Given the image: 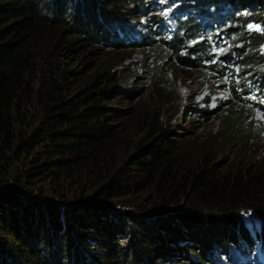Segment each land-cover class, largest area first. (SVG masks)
Listing matches in <instances>:
<instances>
[{
    "label": "trees",
    "instance_id": "1",
    "mask_svg": "<svg viewBox=\"0 0 264 264\" xmlns=\"http://www.w3.org/2000/svg\"><path fill=\"white\" fill-rule=\"evenodd\" d=\"M143 1L0 0V264H210L234 254L257 264L253 241L264 259V170L221 168L192 143L213 114L197 96L183 116L192 131L177 134L173 102L156 96L163 79L153 92L152 80L134 88L105 58L128 49L129 22L142 17L164 25L170 39L159 42L189 71L223 75L213 51L229 41L228 70L250 74L264 47V0H184L226 5L215 21L187 20L191 7L161 21L152 10L162 0ZM225 16L236 28L213 48L202 29ZM220 121L223 136L248 141L244 118Z\"/></svg>",
    "mask_w": 264,
    "mask_h": 264
},
{
    "label": "rangeland",
    "instance_id": "2",
    "mask_svg": "<svg viewBox=\"0 0 264 264\" xmlns=\"http://www.w3.org/2000/svg\"><path fill=\"white\" fill-rule=\"evenodd\" d=\"M150 1L152 0H144L143 2ZM166 1H158L156 9L152 10L155 12L157 8L160 9L157 18L159 16L161 21L174 17V15L180 16L189 7L192 10H198V12L192 11L186 18L190 21L198 18L200 14L209 16L215 21L223 10L230 11L225 7L226 5L221 3H218L214 8H207L194 2H184V0H169L168 3ZM200 11L201 13H199ZM255 14L253 10L242 12L246 20L245 23L253 20ZM226 16L222 20V25L216 24L217 26H214L215 24L212 23V25H205L202 29L206 36L204 41L213 46V48H215V42L224 37L225 31L228 32L229 29L236 28V26L228 23ZM141 18L138 17L137 20L129 22L134 29V34L126 39L129 44L128 49L107 52L105 58L112 60L114 67L119 68L121 75L133 78L129 83L134 88L147 84L149 80H152L148 87L151 86V91L153 92L154 83L158 82L160 78L163 79L164 85L161 88H157L156 96L165 97L167 102L169 100L173 102L167 116L172 121L176 118L174 121H176L177 128H175V131L177 134H185L192 131L188 125L190 120L186 121L183 116H185L186 109L189 107L187 105L192 103L187 100L188 96L192 94L197 96L196 103L200 106L199 109L207 110L208 112L212 111L213 114L209 117L208 123L196 131L192 143L194 142L198 146H204L210 150L216 158V163L221 168L227 169L250 164L264 170V76L262 80V75H260L258 70L261 65V70L264 72V47L258 52L261 56V61L258 62V65H255L254 72L252 70L250 74L228 70L230 65L228 58L231 55L227 52V48H224L229 41L221 43L224 47L220 51H213L217 56L216 60L224 66V69H222L223 75L211 72L205 73L199 70L189 71L191 69L185 65L183 66V63H178L175 57L169 54L170 51L159 42L160 39L163 41H169L170 39L169 35L164 34V25L161 23L156 28V26L144 23L145 19ZM202 21L200 25L204 22ZM139 26L144 28L141 29ZM247 29L250 32L257 31L261 33L260 27L254 24H249ZM144 35H147L151 40L145 39L143 41ZM162 35L163 37H161ZM197 40L201 41L202 39L198 37ZM187 55L189 53L184 56L186 58L192 56L191 54L189 57ZM103 57L98 62L105 60ZM232 72L233 77H230ZM204 102H207V106H205ZM179 105L181 109L179 108L178 112H176V108L180 107ZM118 108L123 110L125 106L119 104ZM188 112L190 113V109H188ZM189 113L188 115H191ZM227 113L244 118L243 128L246 130L247 142L244 141L246 140L245 138H242V141H237L223 136L220 119ZM241 218L248 231L253 233L257 231L258 222L253 215H242ZM253 243L254 256L256 260H260L259 241H253ZM234 256V260H229L225 256L221 258L215 257L214 262L211 261L210 264H237L235 261H245L243 259L244 255L237 254L236 256L234 254ZM257 264H264V259L262 258L261 262Z\"/></svg>",
    "mask_w": 264,
    "mask_h": 264
}]
</instances>
